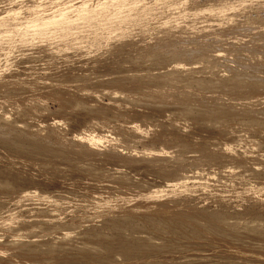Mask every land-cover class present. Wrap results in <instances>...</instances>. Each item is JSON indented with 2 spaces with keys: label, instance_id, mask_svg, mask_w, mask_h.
I'll list each match as a JSON object with an SVG mask.
<instances>
[{
  "label": "rangeland",
  "instance_id": "rangeland-1",
  "mask_svg": "<svg viewBox=\"0 0 264 264\" xmlns=\"http://www.w3.org/2000/svg\"><path fill=\"white\" fill-rule=\"evenodd\" d=\"M217 263L264 264V0H0V264Z\"/></svg>",
  "mask_w": 264,
  "mask_h": 264
},
{
  "label": "bare ground",
  "instance_id": "bare-ground-1",
  "mask_svg": "<svg viewBox=\"0 0 264 264\" xmlns=\"http://www.w3.org/2000/svg\"><path fill=\"white\" fill-rule=\"evenodd\" d=\"M80 2H81V1H80ZM81 3H82V2H81ZM75 10H76V9H75ZM177 42H178V41H177ZM250 42H251V41H250ZM216 50H217V49H216ZM262 52H263V51H262ZM199 53H200V52H199ZM220 53H221V52H220ZM198 55H199V54H198ZM199 56H200V55H199ZM209 56H210V55H209ZM219 56H220V55H219ZM222 56H223V55H222ZM206 57H207V58H206ZM206 57H202V56H201L200 59H199V58H195V59H197V60L199 59L197 63H201V62H199V61L203 59V60H204L203 62H204V64H205V63H206L205 61H206L207 59H208L207 62L209 61V57H208V56H206ZM211 57H212V56H211ZM223 57H224V56H223ZM204 58H206V60H205ZM180 61H181V60H180ZM185 61H186V60H185ZM163 62H164V61H163ZM163 62H162V63H163ZM191 62H192V61H191ZM203 62H202V63H203ZM159 63H160V62H159ZM172 63H173V62H172ZM185 63H186V62H185ZM185 63H184V64H185ZM194 63H195V62H194ZM195 64H196V63H195ZM251 64H252V63H251ZM175 65H176V67H177V66H179V65H182V63L176 61ZM175 65L173 64V67H175ZM189 65H192V64L190 63V64H188V65H185L186 69L188 68V69H190V70H193L194 67H197V66H194V65H193V66H189ZM247 65H248V64H247ZM171 66H172V65H171ZM187 66H189V67H187ZM226 66H227V65H226ZM256 67H257V66H256ZM184 69H185V68H184ZM184 69H182V70H184ZM194 69H195V68H194ZM238 69H239V68H238ZM190 70H189V71H190ZM243 70H244V69H243ZM204 71H205V70H204ZM168 72H170V71H168ZM177 72H178V71H177ZM177 72H176V73H177ZM183 73H184V72H183ZM179 74H180V73H179ZM179 74H178V75H179ZM216 76H217V75H216ZM221 76H222V75H221ZM218 77H219V76H218ZM262 79H263V77H262ZM166 80H167V79H166ZM206 80H207V79H206ZM261 81H262V80H261ZM214 82H215V81H214ZM221 82H222V81H221ZM221 82H220V83H221ZM235 83H236V82H235ZM259 83H260V82H259ZM199 84H201V83H199ZM205 84H206V83H205ZM222 84H223V83H222ZM224 84H225V83H224ZM237 84H240V83H237ZM209 85H210V84H209ZM215 85H216V84H215ZM242 86H243V85H242ZM234 87H235V85H234ZM236 87H238V86H236ZM240 87H241V86H240ZM206 89H207V88H206ZM236 89H237V88H236ZM239 89H240V88H239ZM224 90H225V89H224ZM233 90H235V88H233ZM242 90H243V89H242ZM244 90H245V89H244ZM244 90H243V91H244ZM231 91H232V90H231ZM236 91H237V90H236ZM238 91H239V90H238ZM155 96H156V95H155ZM241 96H242V95H241ZM262 97H263V96H262ZM147 100H148V99H147ZM229 101H230V100H229ZM240 102H241V101H240ZM242 103H243V102H242ZM175 106H176V105H175ZM235 106H236V105H235ZM176 108H177V107H176ZM257 108H258V107H257ZM180 109H181V108H180ZM175 110H176V109H175ZM218 110H219V109H218ZM261 110H262V109H261ZM194 111H195V110H194ZM232 111H233V110H232ZM173 112H174V111H173ZM127 113H128V112H127ZM139 113H140V112H139ZM219 113H220V112H219ZM225 113H226V112H225ZM230 113H231V112H230ZM194 114H195V113H194ZM217 115H218V114H217ZM221 115H222V114H221ZM221 115H220V116H221ZM186 117H188V116H186ZM210 117H211V116H210ZM132 120H133L134 122H131ZM132 120L130 121L131 124H130V123H129V124H130L131 126H134V125H136L135 120H139V119L136 118V119H132ZM140 121H141V119H140ZM252 122H253V121H252ZM145 124H146V123H145ZM130 125H129V126H130ZM141 125H142V124H141ZM112 126H113V125H112ZM125 126H127V125H125ZM136 126H138V125H136ZM134 128H136V127L134 126ZM138 129H139V128H138ZM79 130H80V129H79ZM81 130H82V129H81ZM81 130H80L79 133H84V132H83L84 130H82V131H81ZM135 130H137V129H135ZM141 130H142V129L140 128L139 132H140ZM137 131H138V130H137ZM91 132H92V131H91ZM142 132H143V131H142ZM85 133H86V132H85ZM92 133H93V132H92ZM92 133H91V135H93V134H95V135H99V132H98V134H97V133H93V134H92ZM87 134H88V133H86V135H87ZM80 135H81V134H80ZM82 135H83V134H82ZM86 135H84V136H86ZM88 136H89V135H88ZM99 137H101V136L99 135ZM29 138H30V137H29ZM93 138L95 139L94 136H93ZM30 139H31V138H30ZM81 139H82V138H81ZM83 139H84V138H83ZM86 139H89V138H86ZM91 139H92V136H91L90 140H91ZM242 139H243V138H242ZM27 140H28V139H27ZM146 140H147V139H146ZM24 141H25V139H24ZM87 141H89V140H87ZM80 142H81V141H80ZM26 144H27V143H26ZM32 145H33V143H32ZM14 146H16V145H14ZM33 146H34V145H33ZM35 146H37V145H35ZM27 147H28V146H27ZM12 148H14V147H12ZM35 148H36V147H35ZM38 148H39V147H38ZM50 148H51V147H50ZM14 149H15V148H14ZM46 149H47V148H46ZM51 149H52V148H51ZM160 149H162V148H160ZM256 149H257V148H256ZM17 150H20V149L18 148ZM163 150H164V149H163ZM163 150H162V151H163ZM167 150H168V149H167ZM35 151H36V150H35ZM165 151H166V150H165ZM166 152H167V151H166ZM175 155H176V154H175ZM255 160H256V159H255ZM95 172H96V171H95ZM158 174H159V173H158ZM182 175H183V174H182ZM167 176H168V175H167ZM171 176H172V175H171ZM198 176H199V175H198ZM180 177H181V176H180ZM178 178H179V177H178ZM178 178H173V179H171L170 183L167 182V184H165V183H166V182H165V183H163V184H165V185H167V186H168V185H169V186H172V185H173V187H174L175 181L179 182V181H178V180H179ZM196 178H197V177H196ZM201 178H202V177L199 176V179H201ZM203 178H204V177H203ZM124 179H125V178H124ZM186 179H187V178H186ZM194 179H195V178H194ZM167 180H168V179H167ZM197 180H198V179H197ZM114 181H115V180H114ZM126 181H127V180H126ZM162 181H163V180H162ZM168 181H169V180H168ZM184 181H185V180H184ZM198 182H199V181H198ZM198 182H197V183H198ZM123 183H124V182H123ZM179 183H181V182H179ZM199 183H200V182H199ZM153 184H154V183H153ZM177 184H178V183H176L175 185L177 186ZM128 185H129V184H128ZM178 185H179V184H178ZM181 185H182V184H181ZM183 185H184V183H183ZM150 186H151V185H150ZM176 186H175V187H176ZM155 187H156V186H155ZM151 188H152V187H151ZM169 188H170V187H169ZM171 188H172V187H171ZM28 189H29V188H28ZM141 189H142V188H141ZM172 189H174V188H172ZM21 190H22V189H21ZM23 190H24V189H23ZM33 190H34V189H33ZM145 190H146V189H145ZM28 191H29V190H28ZM34 192H36V191H34ZM149 192H150V191H149ZM155 192H156V191H155ZM22 193H23V192H22ZM30 193H31V192H30ZM27 194H28V193L26 192V195H27ZM23 195H25V193H23ZM36 195H37V193H36ZM41 195H42V194H41ZM158 195H159V194H158ZM29 196H30V195H29ZM43 196H44V195H43ZM46 196H47V195H46ZM32 197H33V196H32ZM48 198H49V197H48ZM101 202H102V201H101ZM151 202H152V201H151ZM135 205H137V204H135ZM138 207H139V206H138ZM159 208H160V207H159ZM132 210H133V209H132ZM139 211H140V209H139ZM155 211H156V210H155ZM153 212H154V211H153ZM156 212H157V211H156ZM163 212H164V211H163ZM178 214H179V213H178ZM184 214H185V213H184ZM128 216H129V215H128ZM148 217H149V216H148ZM186 217H187V216H186ZM186 217H185V218H186ZM201 217H202V216H201ZM212 217H213V216H212ZM217 217H218V216H217ZM150 218H151V217H150ZM207 218H208V217H207ZM120 219H121V218H120ZM189 219H190V218H189ZM195 220H196V219H195ZM154 221H155V220H154ZM32 222H33V221H32ZM114 222H116V221H114ZM123 222H124V221H123ZM34 223H35V222H34ZM210 223H211V224H210ZM213 223H214V222H210V220H209V224H210V225H213ZM115 224H116V223H115ZM119 224H120V223H119ZM176 226H177V225H176ZM213 227H214V226H213ZM26 228L30 229L29 227H26ZM17 229H18V228H17ZM25 230H26V229H25ZM25 230L22 229V233L27 232V231H25ZM246 230H247V229H246ZM13 231H14V230H13ZM15 231H16V230H15ZM28 231H30V230H28ZM64 232H66V231H64ZM64 232H63V233H64ZM18 233H19V231H18ZM26 234L28 235V232H27ZM93 234H94V233H93ZM93 234H91V235H93ZM247 234H249V233H247ZM261 234H262V233H261ZM4 235H5V234H4ZM31 235H32V234H31ZM68 235H69V234H68ZM95 235H96V234H95ZM19 237H20V236H19ZM97 237H98V236H97ZM6 238H7V237H6ZM23 238H24V237H23ZM144 238H145V237H144ZM14 239H15V238H14ZM17 239H18V237H17ZM239 239H240V238H239ZM7 240H8V239H6V240L4 241V243H5ZM18 240H19V239H18ZM21 240H23V239H21ZM148 240H149V239H148ZM241 240H242V239H241ZM247 240H248V239H247ZM258 240H259V239H258ZM15 241H16V240H15ZM256 241H257V240H256ZM13 242H14V241H13ZM23 244H24V243H23ZM23 244H22V245H23ZM119 244H120V243H119ZM155 244H156V243H155ZM3 245H4V244H3ZM9 245H10V244H9ZM44 245H45V244H44ZM258 246H259V245H258ZM21 247H22V246H21ZM87 247H88V246H87ZM157 249H158V248H157ZM102 250H103V249H102ZM137 250H138V249H137ZM33 251H34V250H33ZM135 251H136V250H135ZM46 252H47V251H46ZM192 262H193V261H192ZM54 263H55V262H54ZM212 263H213V262H212ZM217 264H218V263H217ZM235 264H236V263H235Z\"/></svg>",
  "mask_w": 264,
  "mask_h": 264
}]
</instances>
